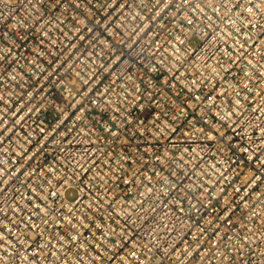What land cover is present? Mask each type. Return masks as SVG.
<instances>
[{"label":"built area","instance_id":"2783aa9c","mask_svg":"<svg viewBox=\"0 0 264 264\" xmlns=\"http://www.w3.org/2000/svg\"><path fill=\"white\" fill-rule=\"evenodd\" d=\"M0 264H264V0H0Z\"/></svg>","mask_w":264,"mask_h":264},{"label":"rangeland","instance_id":"374dc122","mask_svg":"<svg viewBox=\"0 0 264 264\" xmlns=\"http://www.w3.org/2000/svg\"><path fill=\"white\" fill-rule=\"evenodd\" d=\"M190 41L193 43V44H196L198 42L197 38L196 37H192L190 39Z\"/></svg>","mask_w":264,"mask_h":264}]
</instances>
